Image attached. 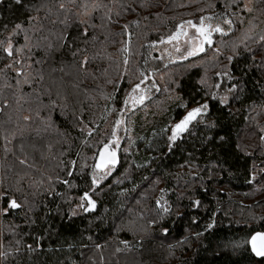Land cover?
<instances>
[{"label": "trees", "instance_id": "1", "mask_svg": "<svg viewBox=\"0 0 264 264\" xmlns=\"http://www.w3.org/2000/svg\"><path fill=\"white\" fill-rule=\"evenodd\" d=\"M251 1L0 0V264H264L249 242L264 233V0ZM220 10L236 32L201 65L153 55L158 92L127 110L119 168L96 188L142 46ZM221 76L227 104L213 96Z\"/></svg>", "mask_w": 264, "mask_h": 264}, {"label": "rangeland", "instance_id": "2", "mask_svg": "<svg viewBox=\"0 0 264 264\" xmlns=\"http://www.w3.org/2000/svg\"><path fill=\"white\" fill-rule=\"evenodd\" d=\"M248 1L249 2L246 3V5H245L246 7H249V5L252 4L251 0H248ZM202 19H204L205 25H211L212 26L210 29L211 32L214 31L213 29H215V27L217 25H219L222 29H224V31H223L224 35H226L229 31H232L231 33L236 32L235 25H234L232 19L230 18L229 12L226 10H220V11H217L214 13L203 14L201 17L198 18V20H196V22L198 24H201L200 21ZM228 20L231 21V24L227 23ZM177 26H178V24L176 25L175 29L171 33L164 34L160 38H158L157 40H155L153 42H149V43L145 44L144 46H142V52H141L140 61H139V65H138V75H136V74L134 75L135 78L133 79V81L138 80V77H140V78H139L137 83H134L131 86L130 91H132L133 88H135L136 90L133 93H131V95L129 96V99H127V103L125 105L126 106L125 110L123 109L124 108L123 106H122L123 108L121 107L119 109V111L116 115V117L119 116L118 125L113 124V128H114L113 132L115 130L114 137L111 138V139H113V141L111 143V147L113 149H117V148H120V150L122 149V142H123L122 139L125 135V131H127V128L130 127L129 122H127L126 126H124V122H123L125 119V116L128 112L127 110H131L134 106H137L138 104L144 102L148 97L154 96L158 92L157 86L155 84H153L151 79H150V77L153 75V73L156 72L154 70H156V67L158 66L154 63L153 55L155 53H159L164 58H167L166 62H170V61H174V60L175 61L181 60V59L187 57L188 52L190 50L193 51L195 54L199 51L196 46L198 44H200L201 40H199V38H197V37H199L197 35V33L195 31L194 32L192 31L191 35L188 37V41L183 43V45H181L180 51L177 53L175 52L177 45L175 43L173 46H171V44H172V43H170L171 40H169L168 38L170 36H173L174 32L177 29ZM176 33H177V31L175 32V34ZM216 37H218V35H216ZM170 46H171V49H168ZM168 51L170 53L166 54V52H168ZM214 54L219 56L221 54V52L219 50H215ZM211 55H213V54L211 53ZM194 62H190L191 66L192 65H195V66L201 65L202 60L200 62L199 61H197V62L194 61ZM209 69H211V68H209ZM161 74L162 73H160L159 75H161ZM164 77L158 76V80L160 79L161 81H163L162 78H164ZM142 81H144V82L142 85H140L141 89H137L136 85H139ZM231 85L232 84H231L230 80H228L226 77H222V76L219 77L218 83L214 84V90H213L214 91L213 92L214 99L217 100L218 102H220L221 104H227L230 101V99L233 95V92H234ZM130 91H128V92H130ZM140 97H143L142 101L140 100ZM195 107H197V106L189 108L188 111H190L191 109H193ZM201 111L204 112L205 109H202ZM117 169H114L113 167H109L104 172H99L97 170L92 171V173H91L92 180H93V178H95L96 180L99 181V183H94L96 188L103 185L107 181V179L110 177V175H112ZM257 170H258V172H260V171L264 172V169L260 168L259 165L257 166ZM255 176H259V173H258V175L255 174ZM0 197H1V193H0ZM92 198L97 202V200L94 198V196H92ZM87 207H88V204L86 203L85 199H83V203H82L81 208L84 209V212H85V208H87ZM2 214H3V211L0 209V222H1ZM1 247H2V242H1V231H0V260H1Z\"/></svg>", "mask_w": 264, "mask_h": 264}, {"label": "snow or ice", "instance_id": "3", "mask_svg": "<svg viewBox=\"0 0 264 264\" xmlns=\"http://www.w3.org/2000/svg\"><path fill=\"white\" fill-rule=\"evenodd\" d=\"M17 2L19 3L20 0H17ZM61 8L64 7L63 4L60 5ZM188 23H191V22H188ZM228 24H231V21L228 20L227 21ZM193 27H196V25H192ZM21 27V25L17 24L15 26V28L19 29ZM214 31H218V32H223L224 29H222L219 25H217L215 27V29H213ZM197 31L200 33V38L202 39V41H206L207 43H211V31L208 30V28H206L205 26H200L199 28H197ZM179 35L180 33L177 32L176 35L174 36H170L168 39L169 40H173V39H176L178 40L179 39ZM186 35V33H185ZM261 39H264V37H261ZM200 51H203V43H200L196 46ZM12 49H13V45L11 43V41L8 42L7 44V47L4 49L9 55H12ZM195 54L193 51H189L188 52V55H193ZM86 62V58H85V61H82L81 64L83 66V64ZM136 87L138 88L139 85H136ZM140 100L142 101L143 100V97H140ZM6 103V102H5ZM207 108V105H202L201 107H197V108H193L189 113L188 115L184 118V120H182L180 123H178L176 126H175V129L176 130H183L186 126H187V123L190 119L194 118V116L198 113L201 112L202 109H206ZM25 119H28V117H25ZM117 123H119V121H117ZM175 138V136H173V139ZM105 149H107V146H105ZM112 159L110 161H106L105 158H104V153L102 152L101 153V162L100 164L97 165V167H100V168H103L105 166L106 163H115V153H111L110 154ZM22 163H24V161H21ZM93 183H99L98 180H96L95 178H93ZM84 198H87L88 200V207L85 208V211H88L89 208H94L95 207V204H96V201L93 200L87 192H85L83 194V197L82 199ZM159 203V202H157ZM9 204L12 206V207H18L16 201L14 199L12 200H9ZM2 211L4 212H7L8 209L7 208H4L2 209ZM164 211H168L167 208L164 209ZM165 232L167 231V229H163ZM250 244H251V250L257 255V256H261V257H264V233H261V232H258V233H255L251 239H250Z\"/></svg>", "mask_w": 264, "mask_h": 264}, {"label": "water", "instance_id": "4", "mask_svg": "<svg viewBox=\"0 0 264 264\" xmlns=\"http://www.w3.org/2000/svg\"><path fill=\"white\" fill-rule=\"evenodd\" d=\"M191 22V24L192 25H196V27H194L195 28V30H197V28H199L200 26H201V24H196L194 21H190ZM185 23H181V24H179L178 25V27H177V29H179V28H181V26H183ZM189 31V30H188ZM188 31H185V33L187 34L188 33ZM198 32V31H197ZM198 34L200 35V33L198 32ZM214 35H215V33H214V31L213 32H211V43L209 44V43H207L206 41H203L202 43H203V51H198L196 54H194V55H190V57H188L187 59H185V60H183V61H181V62H185V61H190V60H194V59H196V58H200V57H202V56H204L214 45H215V38H214ZM143 82L144 81H142L140 84H139V86L140 85H142L143 84ZM137 88V87H136ZM135 89V88H134ZM192 110V109H191ZM190 110V111H191ZM189 111V112H190ZM188 112V113H189ZM188 113L184 116V118L188 115ZM205 116V112H200V113H198V114H196L195 116H194V118H192V119H190L189 121H188V123H187V126L181 131V130H176L175 129V126L178 124V123H180L182 120H184V118L181 120V121H179L174 127H173V136H175V138L173 139V143L174 144H176V143H178V142H180V141H183L184 140V137L188 134V132L196 125V123H197V121L198 120H200V118H203ZM117 125H118V123H117ZM114 133H115V130H114V132L112 133V138L114 137ZM112 141H113V139H111L109 142H107V143H105V144H103L100 148H99V150H98V152H97V155H96V158H95V161H94V164H93V166H92V171H94V170H97V171H99V172H104V171H106L109 167H113L114 169H117L118 167H119V165H120V162H121V153H120V148H117V149H113L112 147H111V143H112ZM105 146H107V149H105ZM104 153V158H105V160L106 161H110L111 159H112V157H111V153H115V163L113 164V163H106L105 164V166L103 167V168H100V167H97V165L98 164H100V162H101V159H100V157H101V153ZM91 198H92V196L90 195V194H88ZM85 199V201H86V203L88 204V200H87V198H84ZM93 199V198H92ZM94 200V199H93ZM97 207H98V203L96 202V204H95V207L94 208H89L88 209V211H85V213L86 214H89V213H94V212H96V210H97Z\"/></svg>", "mask_w": 264, "mask_h": 264}, {"label": "flooded vegetation", "instance_id": "5", "mask_svg": "<svg viewBox=\"0 0 264 264\" xmlns=\"http://www.w3.org/2000/svg\"><path fill=\"white\" fill-rule=\"evenodd\" d=\"M211 19V18H210ZM201 26L203 25V26H205L206 28H208V30L209 31H211L210 29H211V25H205V23H204V19H202L201 21ZM190 25V24H189ZM188 25V26H189ZM188 26H186L185 24L183 25V26H181V28H179L178 30H177V32H179L180 33V35H179V39L178 40H176V39H173V40H171L170 41V43H172L171 44V46H173L175 43H176V45H177V48L175 49V52L177 53V52H179L180 51V49H181V45H183V43H185V42H187L188 41V37L191 35V32L193 31H195L196 33H197V35L199 36V37H197V38H199V40H201L200 41V43H202L203 41H202V39L200 38V35L198 34V32H197V30H195V28L191 25V27H188ZM189 30V31H188ZM185 31H188V33L185 35ZM177 34V33H176ZM175 34V35H176ZM221 35H224V33L223 32H221ZM220 36V35H219ZM171 46L168 48V49H171ZM160 56V55H159Z\"/></svg>", "mask_w": 264, "mask_h": 264}, {"label": "bare ground", "instance_id": "6", "mask_svg": "<svg viewBox=\"0 0 264 264\" xmlns=\"http://www.w3.org/2000/svg\"><path fill=\"white\" fill-rule=\"evenodd\" d=\"M187 24H190V27H191V25H192L191 23H187ZM214 33H215L214 38H215V41H216V35H218V36L221 35V32L215 31ZM216 33H217V34H216ZM186 59H187V58H186ZM183 60H185V59H183ZM183 60H176V61H174L173 64H181V63H184V62H181V61H183ZM185 62H186V61H185ZM183 118H184V117H183ZM183 118H182V119H183ZM182 119H181V120H182ZM181 120H180V121H181ZM176 124H177V123H176ZM176 124H175V125H176ZM175 125H174V126H175ZM174 126H173V127H174ZM172 130H173V128H172ZM172 137H173V131H172ZM173 144H174V143H173Z\"/></svg>", "mask_w": 264, "mask_h": 264}]
</instances>
